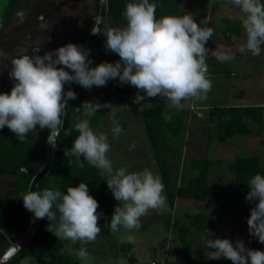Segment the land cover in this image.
Instances as JSON below:
<instances>
[{"label": "clouds", "instance_id": "clouds-1", "mask_svg": "<svg viewBox=\"0 0 264 264\" xmlns=\"http://www.w3.org/2000/svg\"><path fill=\"white\" fill-rule=\"evenodd\" d=\"M242 13L241 24L246 32V41L238 51L251 52L259 56L264 46V3L261 0H229ZM157 5L150 0L129 2L123 16L125 27H114L103 16L94 19L92 35L105 37V52L115 53V63L101 62L95 67L90 58L91 50L82 45L68 43L39 55L41 45L32 48V54H21L11 60L8 75L14 86L10 93H0V130L5 126L19 142H25L30 132L48 129L47 142L55 149V139L64 126L65 110L69 100H75L77 93L71 89L65 92V84L76 83L85 90L93 86L104 87L109 80H118L120 85L129 84L137 89L133 103L139 104L148 98L160 97L170 101L171 107L183 109L182 101H203L212 89L208 77L206 58L209 49L207 41L213 37L212 27H202L192 14L183 16H156ZM23 19L24 14L18 13ZM47 28L46 25H41ZM50 40L48 37L47 41ZM216 59L227 63L235 55L215 51ZM69 69L71 71H66ZM144 93L140 95L139 93ZM83 119L77 117L74 125L78 135L70 149H64L69 163L84 167V161L97 168L106 177L108 189L118 205L110 220L113 233L121 227L128 232L142 227L141 218L151 210L166 206L162 178L150 169L132 171L124 167L114 169L107 153L111 150L107 133L93 131L90 118L98 110L108 108L114 127L112 133L118 138L123 131L115 119L116 107L110 103L84 102ZM80 112V107H77ZM170 120V115H165ZM71 131H65L70 135ZM83 157V160H81ZM246 199L255 206L247 218L251 237L264 244V175L255 174L249 181ZM23 206L34 214L35 219H47V230L60 240L70 241L80 247L76 258L91 259L87 245L96 241L101 232L98 201L89 194L88 184L70 186L66 193L45 188L42 191L22 193ZM213 233L204 229L201 239L212 251V259L225 258L232 264H264V251L246 248L242 240L235 245L228 238H212ZM127 242H134V236H127ZM123 243L124 240H121ZM14 245L7 260L18 249Z\"/></svg>", "mask_w": 264, "mask_h": 264}, {"label": "rangeland", "instance_id": "rangeland-1", "mask_svg": "<svg viewBox=\"0 0 264 264\" xmlns=\"http://www.w3.org/2000/svg\"><path fill=\"white\" fill-rule=\"evenodd\" d=\"M192 12L194 20L202 27H212L214 35L205 47L209 49L206 58L208 65V77L212 81V89L203 101H182L183 109L171 107L170 101L160 97H145L139 104L133 103L137 95V89L129 84L120 85L118 80H109L104 87L93 86L85 90L84 102L110 103L116 107L115 119L120 123L123 131L118 138L113 137L112 119L104 108L90 118V127L97 134L107 133L111 150L107 153L112 161L114 169L126 166L130 172L150 169L160 176L155 164L153 152L143 123L145 109H170L174 116L184 119L181 133L177 136L169 134V142L173 148L170 160L173 162L172 189L185 184L187 179L196 176V170L189 168L192 158H204L213 162L210 168V181L213 184L229 182L234 178L232 167L238 156H257L264 164V143L257 137H240L225 143L209 141V136L216 138L217 126L209 119V111L214 106L238 107L251 103L252 98H264V46L259 56H253L251 52L240 53L238 48L246 41V32L243 28L240 36L232 37V43L228 44L224 38V29L227 20H241L242 13L232 5L229 0H185ZM264 3V0H261ZM10 0H0V25L3 15L7 11ZM97 0H31L25 10L24 17L14 22L0 36V51L3 54L4 66L0 70V93H10L14 81L9 78L11 60L21 54H32V48L41 45L40 55L46 51L57 49L68 43L79 45L83 38L91 35L94 27V19L99 16ZM46 25L47 28H42ZM114 27H125L122 24H111ZM48 37L50 40L47 41ZM90 58L95 67L101 62L115 63L120 58L115 53L105 52V37L100 35L90 48ZM215 51L226 52L235 55V59L227 62H219ZM234 68L240 69V77L229 76L228 72ZM245 93L242 101L238 94ZM262 92L261 94H258ZM144 95V93H139ZM94 122V124H92ZM48 129L34 132L37 140L39 154L41 144ZM44 163V159H42ZM264 166V165H263ZM105 177V176H104ZM13 177L0 178V202L9 188ZM106 181V177H105ZM107 184V183H106ZM109 190V189H108ZM112 202L116 207V201L109 190ZM166 206L162 209L151 210L148 215L141 218L142 227L139 230L128 232L121 227L120 231L109 237L98 235L95 242L87 245L91 259L81 261L80 264H187L183 248L180 242L178 229H189V238L194 243V259H212V251L206 246V242L196 229L191 225L193 217L200 213H207L211 222L206 223L205 228L212 231V238H228L233 244L242 240L246 248L250 246V234L248 232L247 218L250 215L251 203L242 199L245 206L244 214L235 217L232 210L221 209L214 199L196 201L177 198L175 206L171 208L166 190ZM246 215V216H245ZM134 236V249L128 252L126 245L127 236ZM18 237L4 229H0V259L12 244L13 238ZM121 240H124L122 243ZM80 246V245H79ZM79 248H69L66 252L76 257ZM136 258L131 263L129 256ZM77 259V258H76ZM48 262V259H45ZM34 259H25L21 264H43Z\"/></svg>", "mask_w": 264, "mask_h": 264}, {"label": "trees", "instance_id": "trees-1", "mask_svg": "<svg viewBox=\"0 0 264 264\" xmlns=\"http://www.w3.org/2000/svg\"><path fill=\"white\" fill-rule=\"evenodd\" d=\"M30 2L31 0H10L0 25V36L14 22L21 20L18 13L22 12L24 14ZM97 2L98 11H100V0H97ZM129 2H138V0H107V22L126 26L127 22L123 12ZM150 2L157 5V18L165 15L183 16L192 14L185 0H150ZM226 24L227 26L223 33L227 43L230 44L232 43V37L242 34L243 26L241 20H227ZM87 38L88 36L84 37L79 45H83ZM3 66V54L0 51V70ZM65 89L66 92L69 89L75 91L77 98L68 101L64 126L57 138L54 149L52 167L49 173L40 181L36 191L51 188L66 193L67 188L70 186H78L81 182L88 184L89 194L99 204L97 212L103 213L98 221L101 228L100 234L104 237H109L113 234L110 230V220L115 206L105 177L100 170L90 166L86 161H84V167L79 168L75 163H69V159L74 160V157L68 158L64 155V149H70L72 141L78 135L77 132L72 130L74 129L76 118H84L81 105L84 103L85 94V89L76 83L66 84ZM77 107H80V112H77ZM142 113L154 161L159 169L171 208L175 206L177 198L196 201H206L208 198H212L221 209H230L234 212L235 217H241L245 213L242 199L250 191L248 187L250 179L255 174L264 175V164L261 158L247 155L238 156L232 167L234 178L229 182L220 181L217 184H213L210 181L209 173L213 162L204 158H192L189 162V168L196 170L197 175L189 177L184 185L173 190L171 178L174 165L170 160L173 148L169 142V134L177 136L181 133L184 119L181 116H174V113L167 108L145 109ZM166 114L171 116L170 120L164 118ZM209 119L212 123H216L217 126L216 138L209 136V141L213 142L216 139L225 143L244 136L247 138H260L262 143H264L263 106H214L209 111ZM65 131H71V134L66 136ZM48 135H45L42 140L40 155L34 132H30L25 142L21 143L6 126L3 130H0V178L5 176L13 177L0 202V229L18 235V237L13 238L12 243L23 237L29 229L32 212L23 206L21 194L30 191L32 181L43 166L42 159L45 157ZM81 160H83V157H81ZM250 206L252 209L255 204L251 203ZM208 222H211L209 214L200 213L193 217L191 225L202 235ZM48 224L49 221L46 218L39 220L33 239L12 258L9 264H21L25 259L41 260L44 262L43 264H80L76 257L66 252V245L69 248H79V243L73 245L70 241L58 239L47 230ZM178 234L187 264H232V261L225 258L218 260L194 259L195 249L194 243L189 238V229L180 227ZM250 240L249 248L264 251V244L259 243L256 238L251 236ZM126 247L128 252L133 249L131 243L127 244ZM45 259H48V262ZM129 260L134 263L135 257L131 254Z\"/></svg>", "mask_w": 264, "mask_h": 264}, {"label": "water", "instance_id": "water-1", "mask_svg": "<svg viewBox=\"0 0 264 264\" xmlns=\"http://www.w3.org/2000/svg\"><path fill=\"white\" fill-rule=\"evenodd\" d=\"M99 3H100L99 16L105 17L106 21H107V16H108L107 0H100ZM99 36L100 35H92L91 34L87 38V40L83 43L82 46L90 49L94 45V43L96 42V40L98 39ZM65 70L69 71V69H65ZM65 87H66V84H65L64 88ZM65 92H66V89H65ZM59 135H60V133H59ZM58 136L55 139V144H56ZM53 160H54V148L52 147L51 144H49L47 142L43 166L40 169V171L38 172V174L36 175V177L34 178V180L32 181L31 186H30V190H32V191L36 190L40 181L49 173V171L52 167ZM39 220L40 219H35L34 214L32 213V220H31L29 229L23 235V237H21L18 241L14 242L10 245V247L6 250V252L1 257L0 264H9V262L12 260V258L33 239V237L37 231L38 225H39ZM14 245H19L20 248L14 254H12L10 256V258L5 260L4 258L8 255V253L11 251V249L13 248Z\"/></svg>", "mask_w": 264, "mask_h": 264}, {"label": "crops", "instance_id": "crops-1", "mask_svg": "<svg viewBox=\"0 0 264 264\" xmlns=\"http://www.w3.org/2000/svg\"><path fill=\"white\" fill-rule=\"evenodd\" d=\"M213 27V26H212ZM240 69H237V68H234L233 70H230L228 72V75L231 77L235 76V77H240V74L238 73ZM262 92L258 93V94H261ZM238 95H240V97L238 98L239 101H242L243 99H246V98H243L245 96V93H239ZM251 103L249 104H246V105H238V107H241V106H263L264 107V98H252L251 100ZM253 138V137H251ZM260 141V139H258ZM132 244V243H131ZM133 246V249H134V245L132 244ZM132 249V250H133ZM135 261H136V258H135ZM164 263V262H163ZM162 263V264H163Z\"/></svg>", "mask_w": 264, "mask_h": 264}, {"label": "built area", "instance_id": "built-area-1", "mask_svg": "<svg viewBox=\"0 0 264 264\" xmlns=\"http://www.w3.org/2000/svg\"><path fill=\"white\" fill-rule=\"evenodd\" d=\"M155 264V263H154Z\"/></svg>", "mask_w": 264, "mask_h": 264}, {"label": "flooded vegetation", "instance_id": "flooded-vegetation-1", "mask_svg": "<svg viewBox=\"0 0 264 264\" xmlns=\"http://www.w3.org/2000/svg\"><path fill=\"white\" fill-rule=\"evenodd\" d=\"M40 55V54H39Z\"/></svg>", "mask_w": 264, "mask_h": 264}]
</instances>
